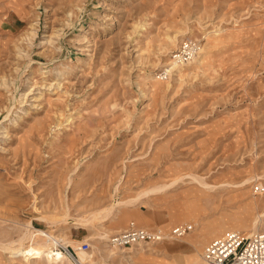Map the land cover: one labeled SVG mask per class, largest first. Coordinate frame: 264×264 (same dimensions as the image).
<instances>
[{
    "label": "rangeland",
    "instance_id": "1",
    "mask_svg": "<svg viewBox=\"0 0 264 264\" xmlns=\"http://www.w3.org/2000/svg\"><path fill=\"white\" fill-rule=\"evenodd\" d=\"M187 39L197 55L181 53ZM255 200L264 203V0H0V264H51L3 248H19L28 225L25 245L47 232L79 260L190 264L218 237L196 251L187 236L240 225ZM132 224L194 229L128 248L100 238Z\"/></svg>",
    "mask_w": 264,
    "mask_h": 264
},
{
    "label": "bare ground",
    "instance_id": "2",
    "mask_svg": "<svg viewBox=\"0 0 264 264\" xmlns=\"http://www.w3.org/2000/svg\"><path fill=\"white\" fill-rule=\"evenodd\" d=\"M171 40H173V39H171ZM215 41H218V39ZM215 43L216 42H213V44H215ZM175 68H176V70L180 69L179 72H181V67L176 66ZM188 177L193 182H195L196 184H199L202 186V188L200 190H203V188H204V190H209V191L214 189L213 186L207 184L203 179H200L199 177H197L193 174L188 175ZM182 181H184V178L181 177V178H179V179H177L171 183L158 185V186L154 187L153 189H151L150 191L145 192L144 195H147L150 193H152V194L153 193H155V194L156 193H163L166 190H168L171 187L179 184ZM141 197H142V195L137 197V198L135 197L134 199L128 200V201H115V203H113L114 204L113 208L116 206H121V205H125V204H132V205L137 204L138 201L141 199ZM254 205H255L254 207L257 210L256 214L249 219L243 220V222L240 225H237V224L233 225V224H229L227 222H221L219 224L218 228L216 227V229L214 231L209 232V233H205V231L203 229H201V230L195 229V231L193 233H191L189 235V237L186 235L188 238L186 236H185L186 238L183 237V238H185L184 241L187 242L191 247H193L197 251L198 248H201L204 246V243L207 241L208 237H210V238L221 237V236L225 235L226 233L234 231V230H239V231L244 230L247 232V235H249V236L260 232L264 227V208H261V207H264V203H262L258 200H255ZM111 209H109L108 211H106L105 213L102 214L101 219H103V221L107 220V218L110 215ZM97 218H98V213L93 214L90 219H85V220L81 219V220H79V222L78 221L77 222L80 223L81 225L85 226L86 224H91V223L93 224V221ZM65 222H74V221L72 219H67V216H66ZM25 230L26 231L23 233V235L19 239V248H16V245L14 242L11 243L9 246L6 245L3 247L4 249H8L12 252L13 259L18 258L20 253H24L25 259L27 258V261H29L30 259H35V260L46 261V262H49L51 264H72L70 257L67 256L65 253H63L62 251H59L58 248H56L59 244H61V242L64 243V246L68 247L69 244L71 243L69 240H65L63 238H59L57 236H54L50 233L41 231V235L46 237V239L40 238L39 240H37L36 243H33V244L28 246V245H25V242L28 240L29 241L32 240L34 238V233L36 231L33 227H31V225H28L25 228ZM100 238L102 240H104L105 242H110L111 237L109 236V234L104 233L103 235H101ZM53 246H54V248H53ZM141 250H143V248H141ZM81 251H83V250L81 249ZM83 252H85V251H83ZM135 254H137V253H135ZM76 255H77L79 264H97L94 261L88 262L87 261L88 259L85 258L84 254L82 256H80V260H79V255L78 254H76ZM112 255H114V253ZM200 256H203V255H200ZM202 259H199V257H198L196 260L190 261V264H208L205 260H202ZM103 264H105V263H103Z\"/></svg>",
    "mask_w": 264,
    "mask_h": 264
},
{
    "label": "built area",
    "instance_id": "3",
    "mask_svg": "<svg viewBox=\"0 0 264 264\" xmlns=\"http://www.w3.org/2000/svg\"><path fill=\"white\" fill-rule=\"evenodd\" d=\"M180 51L182 54L197 55L200 51V44L195 40L187 39L182 42ZM193 229V225L185 224L179 225L167 233L162 229L148 231L132 224L128 230L114 235L110 242L119 248H128L143 243L156 244L183 238ZM81 249L88 251L89 243H83ZM61 251L75 260L76 264H79L72 249L62 247ZM203 257L208 264H264V228L251 236L239 230L228 232L213 240L205 248Z\"/></svg>",
    "mask_w": 264,
    "mask_h": 264
},
{
    "label": "crops",
    "instance_id": "4",
    "mask_svg": "<svg viewBox=\"0 0 264 264\" xmlns=\"http://www.w3.org/2000/svg\"><path fill=\"white\" fill-rule=\"evenodd\" d=\"M164 231V230H163ZM165 232H167V231H165ZM171 232V231H170ZM168 233V232H167ZM219 238V237H218ZM217 239V238H216ZM215 240V239H214ZM166 242V241H165ZM212 242V241H211ZM170 248V247H169ZM171 249V248H170Z\"/></svg>",
    "mask_w": 264,
    "mask_h": 264
}]
</instances>
